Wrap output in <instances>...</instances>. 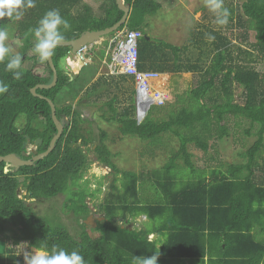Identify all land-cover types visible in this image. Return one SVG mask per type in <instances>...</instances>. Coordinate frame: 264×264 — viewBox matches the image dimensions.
<instances>
[{
	"label": "trees",
	"instance_id": "trees-1",
	"mask_svg": "<svg viewBox=\"0 0 264 264\" xmlns=\"http://www.w3.org/2000/svg\"><path fill=\"white\" fill-rule=\"evenodd\" d=\"M124 2L130 6L127 20L111 35L123 29L141 32L137 43V68L167 74L168 79L161 89H167L169 95L162 105H154L152 113H160L167 107L168 116L153 118L149 107H145L143 119L138 122L135 88L128 94L125 91L124 101L128 100L130 106L118 112L115 104L120 100L118 94H114L103 104L108 113L104 111L99 116L106 122H115L122 136L138 137L142 142L150 141V145L160 135H172L177 139L178 147L164 165L149 173L154 177L161 199L146 198L141 202L137 198L138 188L143 180L147 182L146 174L118 169L105 141L106 132L101 130L96 135L84 127L82 123L90 120L83 118L72 103L57 105L61 91L75 94L74 82L77 80L76 77L71 79L63 67L70 47L58 46L52 56L57 82L52 88H37L35 92L51 99L57 117L60 114L69 116V124L64 127L54 149L34 164L6 171L5 162L0 163V264H25V251L51 250L54 246L69 252L78 251L85 264H133L134 256L153 254L163 258L207 256L218 262L264 264V240L256 234L258 230L264 232V71L257 68L264 65V0H244L242 15H236L239 25L243 24L244 16V22H248L244 26L254 30L253 41L245 48L240 44L233 45L226 35L209 29L190 39L193 47L198 49L195 57L187 56L188 45H175L148 34L147 17L160 10V0ZM80 3L81 0H35V7L23 10L18 18L0 19V27L10 30L13 37L21 41L18 54L22 57L20 71L23 73L19 80L14 79L13 74L5 70L7 59L0 62V82L8 86V91L0 94V156L19 155L26 135L31 142L42 139L37 147L38 152H42L56 132L48 102L31 92L35 85L51 81L52 70L47 61V73L39 74L23 66L24 53L35 44L31 29L37 26L40 18L49 10H59L70 25L66 31L61 29L64 40H69L85 30L111 26L123 14L115 0H103L96 11L87 4L79 9ZM227 9L229 19H232L234 10ZM208 34L215 39L207 42V52L200 44L205 43ZM246 34L248 31L239 38H246ZM105 49L99 50V62L105 58ZM205 54L207 61L202 66L199 63L201 55ZM184 72L197 75L186 77ZM127 78L119 75V80ZM112 79L96 80L84 98L89 99L104 90ZM167 100L169 103L163 107ZM233 118L238 123L247 121L244 133L255 136L253 142L239 153L245 162L209 168L197 179L177 187L172 173L179 166L176 160L181 159L185 166L193 167L188 144L207 152L214 146L209 139L216 141L230 135ZM88 151H92L93 158L88 157ZM92 161L109 167L111 176V191L99 204L105 217L96 221L95 227L84 223L91 212L86 197L94 196L95 192L79 182ZM119 180L122 190L117 185ZM19 190L37 201L70 190L65 206L72 211L82 229L74 235L59 223L57 217L54 222H49L19 196ZM140 191L142 194V189ZM139 214L161 219L155 229L164 236L159 247L156 241L148 239L150 229H130L124 224L129 217ZM8 222L12 224L9 228ZM213 242L217 244L216 248L210 246ZM20 250L21 254L17 256Z\"/></svg>",
	"mask_w": 264,
	"mask_h": 264
},
{
	"label": "rangeland",
	"instance_id": "rangeland-1",
	"mask_svg": "<svg viewBox=\"0 0 264 264\" xmlns=\"http://www.w3.org/2000/svg\"><path fill=\"white\" fill-rule=\"evenodd\" d=\"M161 8L155 14L147 17L149 25L147 27V32L151 36L161 39L165 42L172 43L175 45H188L187 56L195 57L198 53V49L193 47L190 39H194V35H198L199 32L208 31L209 29L220 32L222 35H226L231 39L233 45L240 44L242 47H246L250 41H253L254 30L247 29V20L244 22L246 17L243 16V24L239 25L237 23V14L242 15L241 4L244 0H223V5L225 8H232L234 10L232 19H228V23L224 26H218L214 23V15L206 7L205 0H160ZM103 2V0H81L78 8H83L85 4L89 5L93 10H97L98 6ZM74 11H77V8H74ZM244 23L246 24L244 26ZM244 26V27H243ZM9 33V39L7 40V45L11 49V54L20 53L21 41L13 37L10 30H7ZM121 31V30H120ZM246 34V38H239V36ZM118 32V31H117ZM116 32V33H117ZM115 33V34H116ZM114 34V35H115ZM114 35H106L102 37L97 43H94L90 48L91 55L89 61L84 65L79 73H73L67 70L71 79L76 77L75 94H70L66 90L61 91L57 96V105L63 106L66 103H72L75 108H77L83 118H87L90 122H84L82 125L86 128H89L98 135L99 131L104 130L107 134L106 143L109 149L113 153V161L116 164L117 168L120 170H127L130 172H135L137 174H146V179L143 180L142 186L139 184L137 198L141 202H144L146 198H151L152 200L161 199V193L157 184H154V177L152 178L149 174L153 169H160L162 165L167 161L171 156L172 151H175L178 147L177 139L171 135L167 134L162 136L160 135L156 140L152 141L153 145H150V141H141L140 138L134 136H122L116 126L115 122H106L99 115L106 111L103 109V104L108 101L112 95L118 94L119 102L115 105L119 111L123 110V107L130 106V102L126 99L127 94L135 88V83L133 80L128 77L127 80H119V75L112 74L109 69L108 62L105 59L99 62V50L104 48L105 43L108 44L110 38ZM33 43L35 41L34 37L31 38ZM190 41V42H189ZM206 39L205 43H201V46H204V50L207 48ZM32 43V44H33ZM32 47L28 49L23 60V66L26 68H32L33 71L41 74L47 73V68L45 62H41L39 57L32 51ZM107 49V45H106ZM105 49V53H106ZM208 52V51H207ZM185 52H183V55ZM106 55V54H105ZM186 55V54H185ZM200 56V55H199ZM207 55H201V64L202 66L207 61ZM64 62V61H63ZM264 65H259L257 68L264 71ZM75 67V66H74ZM77 70V68H75ZM184 76H194L189 72H184ZM112 79L110 85H107L104 90L96 92L90 96L89 99L84 98L89 91V87L99 79ZM167 74L161 75L160 80L155 83V86L158 88H163L164 83L167 81ZM167 94L169 92L167 89H164ZM169 103V100L165 103V106ZM155 106L149 107L150 113L153 112ZM168 116L167 107L163 108L160 113H152V117L159 119H165ZM100 117V118H99ZM233 118L230 121V135L224 137L220 140L209 139V143H214V146H210L207 152H202L192 143L188 144V150L191 152L192 164L193 167L189 168L183 164L181 159H177L176 163L179 166L175 167L172 170V173L175 177L176 186L179 187L190 179H197L201 173H205L209 168L212 167H222L227 164L245 162L239 153L243 151L247 146H249L255 136L246 135L244 133L245 127L248 126V122L242 120L238 123V120ZM235 123V124H234ZM162 138V139H161ZM161 139V140H159ZM156 141V142H155ZM29 152H33L35 148L32 144L27 146ZM94 144L92 145V148ZM89 158H93L92 151L87 152ZM6 168H11L10 165H7ZM205 169V170H201ZM108 175V176H107ZM121 174L119 173L118 176ZM22 179V178H21ZM20 179V180H21ZM144 179V178H143ZM79 182L88 187L90 191H94V196L86 197V202L92 210H98L99 204L102 203L107 194L111 191L110 182V168L102 165L98 161H92L90 167L84 173L83 177ZM140 183V182H139ZM118 188L122 190L121 180L117 182ZM140 189H142V194ZM24 190H19V196L23 198L28 204H30L33 210L38 215H43L48 219L49 222H54V217H57L59 223L64 224V226L69 230L71 234L76 235L82 229V227L76 222L72 211L68 210L65 206L68 201L66 200V195H70V190L65 191V193H59L58 195L41 201H37L31 198H28L24 194ZM159 193V195H158ZM100 211V210H99ZM95 218H93L94 220ZM136 224L139 228L145 227V229L155 230L161 222L160 218L146 219L144 220L143 216H138L136 219ZM88 225H91L89 221ZM7 228L11 227L10 222L6 223ZM138 228V227H137ZM9 233V232H8ZM161 236V235H160ZM164 239V236L161 237ZM2 246V241L0 240V247ZM157 260V264H159ZM188 261L191 264H199L195 259ZM163 262H167L163 261ZM173 264H185L182 260H175Z\"/></svg>",
	"mask_w": 264,
	"mask_h": 264
},
{
	"label": "clouds",
	"instance_id": "clouds-1",
	"mask_svg": "<svg viewBox=\"0 0 264 264\" xmlns=\"http://www.w3.org/2000/svg\"><path fill=\"white\" fill-rule=\"evenodd\" d=\"M206 7L213 13L214 23L218 26H224L228 23L230 16L229 10L223 6V0H205ZM35 7V0H0V19L5 17L18 18L22 15L23 10ZM70 25L64 19L59 10L52 9L47 11L38 21L37 26L31 29L35 39L32 51L39 57L41 62L48 61L54 55L55 49L64 41L65 36L63 30H68ZM9 33L6 28L0 27V62L7 59L5 70L13 74L14 79L19 80L22 76L21 55L12 56L11 49L7 45ZM207 39L212 41L215 39L211 34L207 35ZM92 48V47H91ZM73 54L71 51L67 54ZM65 64V58H64ZM8 86L0 82V94L6 93ZM136 99V98H135ZM136 106V100H135ZM139 112L136 106V114ZM18 251L17 256L21 254ZM25 264H85V260L76 250L68 251L64 248L53 247L51 250L40 248L35 251H25ZM159 254L151 256H134L133 264H157Z\"/></svg>",
	"mask_w": 264,
	"mask_h": 264
},
{
	"label": "built area",
	"instance_id": "built-area-1",
	"mask_svg": "<svg viewBox=\"0 0 264 264\" xmlns=\"http://www.w3.org/2000/svg\"><path fill=\"white\" fill-rule=\"evenodd\" d=\"M140 37L141 32L139 30L123 29L118 31L110 38L104 58L113 75H125L135 83V100L138 111L152 105H162L168 96L167 92L155 86L161 77L159 72L137 68V43ZM90 48L91 45L85 44L78 48L75 53L67 55L65 57L66 69L73 73H79L89 61ZM74 66L77 67V70Z\"/></svg>",
	"mask_w": 264,
	"mask_h": 264
},
{
	"label": "water",
	"instance_id": "water-1",
	"mask_svg": "<svg viewBox=\"0 0 264 264\" xmlns=\"http://www.w3.org/2000/svg\"><path fill=\"white\" fill-rule=\"evenodd\" d=\"M115 1H116L118 8L120 10H122V12H123L120 19H118L111 26L105 27L103 29L85 30L84 32L80 33L77 37H74V38L69 39V40H64L63 42L60 43L59 46H69L71 49L70 50L71 53H75L77 51V49L80 48L82 45L89 44L92 46L94 43H97L102 37L115 32L121 25H123L126 22L128 14L130 12L129 4L125 3L124 0H115ZM47 63L49 65L50 69L52 70L51 81L49 83H41V84L35 85L34 87L31 88V92L34 95H37L40 98H43L48 102V104L50 106L51 118H52V121L55 125L56 132L51 137L49 144L44 151L39 152V153L37 151H34L33 155H31V156H29V154L26 151L27 145H29V143H30L29 137L26 135L25 141L22 144V151L20 152L19 155L15 154V153H9V154L0 156V163L5 162L4 169L6 171H8V168H6L7 165H10V167L13 168V171H16L20 166L32 165V164H34L35 161L42 159L45 156H47L54 149L55 143H56L57 139L60 137V135L62 134L64 127L69 124V117L68 116H62L60 118H57L56 106L51 99H49V98H47L41 94H37L35 92V90L37 88H43V89L52 88L53 86H55V84L57 82V70L53 64L52 57L49 58ZM143 115H144V112H142V111L137 112L136 119L138 122H140L143 119ZM41 143H42L41 138H36L35 141L33 142L34 146L40 145ZM89 221H91V225L93 227L96 226L97 222L95 220H93L92 215H89L84 220V223L86 225H88Z\"/></svg>",
	"mask_w": 264,
	"mask_h": 264
},
{
	"label": "crops",
	"instance_id": "crops-1",
	"mask_svg": "<svg viewBox=\"0 0 264 264\" xmlns=\"http://www.w3.org/2000/svg\"><path fill=\"white\" fill-rule=\"evenodd\" d=\"M138 216H143L144 217V220L148 219L143 214H139ZM138 216L133 217V218L129 217L128 218L129 221L127 223H124V224L127 225L130 229H132L134 227L135 228H137V227L139 228V226H137V224H136V222H137L136 219H137ZM204 233L207 234L206 231ZM256 234L258 235V237L260 239L264 240V232H260L258 230V232H256ZM161 237L162 236H160V234H158L156 232V230H151V233L149 234L148 239L153 240V241H156V246L159 247L160 244H161V242L163 241V239H161ZM210 246L212 248H216L217 247V244L215 242H213V243H210ZM188 259L189 260L195 259V260H197L199 262V264H239V263H236V262H218V261H211L210 258H208L207 256H204V257H193V258H187V257L186 258H175V257H164L163 258V257H158V260L160 261V262L159 261L158 262H159V264H173V262L175 260H181V262L183 260L185 262V264H191L188 261ZM166 260H167L166 263L163 262V261H166Z\"/></svg>",
	"mask_w": 264,
	"mask_h": 264
},
{
	"label": "flooded vegetation",
	"instance_id": "flooded-vegetation-1",
	"mask_svg": "<svg viewBox=\"0 0 264 264\" xmlns=\"http://www.w3.org/2000/svg\"><path fill=\"white\" fill-rule=\"evenodd\" d=\"M25 55H26V53H24L23 57H25ZM45 66H46V63H45ZM66 71H67V70H66ZM62 116H65V115L60 114L59 117H57V118H60V117H62ZM68 117H69V116H68ZM69 118H70V117H69ZM104 166H105V165H104ZM106 167H107V166H106ZM89 215H92V217L95 218V219H94L95 221L103 220L104 217H105L104 214H103L101 211H99V209H98V210H95V209L92 210V209H91V212H90ZM89 215H88V216H89ZM88 216H87V217H88ZM87 217H86V218H87ZM91 226H92V225H91ZM92 227H93V226H92Z\"/></svg>",
	"mask_w": 264,
	"mask_h": 264
},
{
	"label": "bare ground",
	"instance_id": "bare-ground-1",
	"mask_svg": "<svg viewBox=\"0 0 264 264\" xmlns=\"http://www.w3.org/2000/svg\"><path fill=\"white\" fill-rule=\"evenodd\" d=\"M74 68H77V67H74ZM29 140H30V139H29ZM34 141H35V140H34ZM34 141H33V142H34ZM33 142L30 141L29 145L32 144V145L34 146ZM27 146H28V145H27ZM38 146H39V145L34 146V147L37 148ZM27 148H28V147H27ZM27 148H26V151H27V153L29 154V156L33 155V152H34V151H37V152H38V150H36V149H35L33 152H29V151L27 150ZM38 153H39V152H38Z\"/></svg>",
	"mask_w": 264,
	"mask_h": 264
}]
</instances>
